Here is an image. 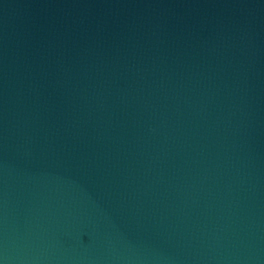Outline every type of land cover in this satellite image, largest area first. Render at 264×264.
Segmentation results:
<instances>
[{
    "label": "water",
    "instance_id": "1",
    "mask_svg": "<svg viewBox=\"0 0 264 264\" xmlns=\"http://www.w3.org/2000/svg\"><path fill=\"white\" fill-rule=\"evenodd\" d=\"M0 264H264V0H0Z\"/></svg>",
    "mask_w": 264,
    "mask_h": 264
}]
</instances>
